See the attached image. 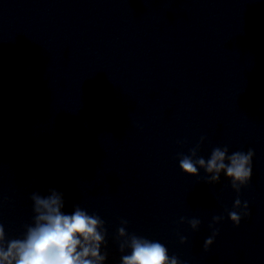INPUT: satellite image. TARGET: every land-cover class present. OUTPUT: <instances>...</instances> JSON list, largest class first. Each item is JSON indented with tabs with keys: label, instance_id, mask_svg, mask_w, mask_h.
<instances>
[{
	"label": "clouds",
	"instance_id": "1",
	"mask_svg": "<svg viewBox=\"0 0 264 264\" xmlns=\"http://www.w3.org/2000/svg\"><path fill=\"white\" fill-rule=\"evenodd\" d=\"M204 137H201L203 143ZM200 144L190 149L189 155H181L180 169L189 176H198L203 169L207 174V183L219 182L221 173L231 181V187L237 193L246 186L252 176V158L254 151L246 153L236 151L229 154L227 146L212 149L208 159L198 155ZM49 194L43 196L33 192L30 196L33 202V223L26 226L22 238L6 236L5 227L0 223V264H104L107 253L101 252V246L106 245L107 229L105 222L96 214L74 206L71 213H66L63 193L49 189ZM232 211L228 213L234 225L239 226L242 216H247L248 204L242 205L237 198ZM239 209L240 211H236ZM222 216L213 217L214 223H219ZM185 218H181L184 222ZM191 228L196 230L200 220H188ZM121 221L117 230L119 249L123 253L130 249V254L121 257V264H180L176 256H169L167 247L159 241L149 240L135 234H129ZM212 227V225H210ZM218 229L206 239L204 248L207 250L214 242ZM186 237H181V243Z\"/></svg>",
	"mask_w": 264,
	"mask_h": 264
}]
</instances>
